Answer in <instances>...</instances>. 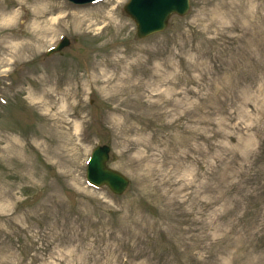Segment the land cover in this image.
I'll return each mask as SVG.
<instances>
[{
    "label": "rangeland",
    "instance_id": "1",
    "mask_svg": "<svg viewBox=\"0 0 264 264\" xmlns=\"http://www.w3.org/2000/svg\"><path fill=\"white\" fill-rule=\"evenodd\" d=\"M127 1L0 0V264H264V0Z\"/></svg>",
    "mask_w": 264,
    "mask_h": 264
},
{
    "label": "water",
    "instance_id": "2",
    "mask_svg": "<svg viewBox=\"0 0 264 264\" xmlns=\"http://www.w3.org/2000/svg\"><path fill=\"white\" fill-rule=\"evenodd\" d=\"M189 6V0H129L125 5V10L137 23L138 35L144 37L163 30L172 13L185 14ZM109 152L110 146L108 145L98 146L95 149L88 168L89 177L99 184L107 183L114 192L121 193L128 186L129 180L121 172L107 166Z\"/></svg>",
    "mask_w": 264,
    "mask_h": 264
},
{
    "label": "bare ground",
    "instance_id": "3",
    "mask_svg": "<svg viewBox=\"0 0 264 264\" xmlns=\"http://www.w3.org/2000/svg\"><path fill=\"white\" fill-rule=\"evenodd\" d=\"M75 14H77V15H75L76 17H78L79 16V14L78 13H75ZM16 45H10V47H12L11 48V50H13V47H15Z\"/></svg>",
    "mask_w": 264,
    "mask_h": 264
}]
</instances>
